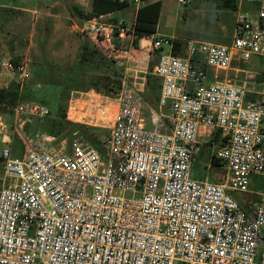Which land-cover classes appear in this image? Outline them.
<instances>
[{
  "label": "built area",
  "instance_id": "obj_1",
  "mask_svg": "<svg viewBox=\"0 0 264 264\" xmlns=\"http://www.w3.org/2000/svg\"><path fill=\"white\" fill-rule=\"evenodd\" d=\"M245 1L257 13L239 16L228 44L188 40L179 55L172 39L152 40V50L169 46L153 69L165 121L146 126L145 78H123L111 94L118 108L101 139L104 156L85 139L64 151L39 134L22 158L3 151L0 264H264V190L250 188L252 177H264V75L251 88L207 75L235 60L264 58V0ZM81 32L112 59L138 39L134 23L101 15ZM0 67L17 73L19 83L31 77L28 57L4 58ZM13 110L49 113L26 98ZM216 132L222 144L210 158L224 165L223 181L195 178L200 138L210 141ZM232 191L249 198L241 203Z\"/></svg>",
  "mask_w": 264,
  "mask_h": 264
},
{
  "label": "rangeland",
  "instance_id": "obj_2",
  "mask_svg": "<svg viewBox=\"0 0 264 264\" xmlns=\"http://www.w3.org/2000/svg\"><path fill=\"white\" fill-rule=\"evenodd\" d=\"M0 1L20 3V0ZM21 2L22 5H27L36 12L26 14V12L20 9H17L15 12H7L3 8H0V25L6 26L4 30L5 34H8L10 31L17 33L14 36L19 41L20 57L22 59L23 57L29 58L31 77L20 83L24 95L27 96L26 99L35 100L46 106L49 113L44 117L29 116L27 114L17 115L12 107H0V155L5 149H10L11 151L10 145L2 141V136L5 133L14 134L16 137L18 134H22L21 136L23 137L20 139L22 143L29 138L38 137L36 136L37 134L40 135L37 139H44L43 137H47L44 134L45 132L54 133L55 138L47 140L46 143L51 148L63 149L64 151L69 150L71 143L75 139H85V141L91 143L85 138L86 135L99 139L101 142V139L107 136L115 119L114 113L117 101L112 98L111 94L113 90L111 91L110 89L112 87L115 89L116 83L108 82V86L105 87L101 83L102 81H97V75H102L104 69H98L95 66L86 64L83 66V69L88 70V73L83 72L82 74H78L72 80H66L65 83L67 82L69 86H80L83 89L93 88L94 92L88 95L79 92L67 95V85L65 86L66 88L64 87L65 91L63 92L60 86V44L62 45V39L69 40L72 44L80 38L81 46L84 43H89L80 29H72L73 22L79 21L82 17L72 11L69 6L65 9L67 0H21ZM52 4L56 7L54 12L58 14L54 17L49 15L53 11ZM129 11L130 8H123L118 10L116 15L124 17L126 21L130 22ZM4 58L13 60L11 55H6L3 50H0V63ZM1 72L2 69L0 67ZM15 74L18 80L13 81L19 83L20 76L17 73ZM54 75L58 81L48 78L49 76L53 78ZM207 75L208 80H228L232 83L243 84L247 88H251V85H257L260 77L264 75V58L253 57L247 62L235 60L229 69L219 71L208 69ZM5 82L7 80L0 78V85L3 86ZM144 83L143 98L145 100V110L149 112L150 109H155L158 105L160 79L150 72L145 76ZM70 98L80 99L78 105L80 110L77 109L80 113L78 114L72 109L70 116L80 119L81 122L79 123L84 125L83 128L77 127L65 118ZM60 105L63 108L62 111L60 110ZM165 112L168 113L167 108H165ZM24 120L26 121L25 124L20 125ZM221 144L219 141L214 142L215 146H220ZM212 149L208 144L201 149L199 159L191 167L192 176L205 171L203 161L207 164L212 162L210 158ZM1 161H3L2 158H0ZM212 164L210 163L209 170L206 171L208 178L213 182H222L225 175L224 165L214 161ZM3 166L4 164L0 163V176L5 178ZM250 188L252 190H264V177H252ZM231 194L241 203L249 198V194L244 192L232 191Z\"/></svg>",
  "mask_w": 264,
  "mask_h": 264
},
{
  "label": "crops",
  "instance_id": "obj_3",
  "mask_svg": "<svg viewBox=\"0 0 264 264\" xmlns=\"http://www.w3.org/2000/svg\"><path fill=\"white\" fill-rule=\"evenodd\" d=\"M66 3L67 4L65 5V9H67V6H69L75 13L76 7L84 11V13L90 12L92 9L91 0H67ZM152 5L158 6L156 10L155 31L148 34L143 33L138 36L137 44L135 46H129L128 50L122 52L121 55L115 58L116 63L123 69V77L129 82L134 81L136 83H141L142 79L145 78L148 73H153L154 66L158 61L160 53L169 51V46L166 44H163L161 46V49L152 50L151 42L154 38L164 37L170 38L173 41L178 40L180 42V46L178 47L176 54L179 55H182V53H184V45L188 40L194 41L195 43L207 41L218 44H228L234 33L239 16L245 15L248 17H254L257 13V5L245 0H190L186 5H181L180 3H178V0H142L139 5H127L123 7L130 8V11L128 12L130 15V22L126 21L124 17H119L116 15L117 11L123 8L106 12L100 15L102 16V18L108 21L123 20L127 23H135L138 9L142 6H148L143 15H147L146 17H149L148 12L155 10L149 9ZM0 6L11 7L16 10L20 9L23 12H26V14L36 12L33 8L27 5H22L21 0L20 3H15L12 1H0ZM54 6L55 5L52 4L53 11L49 13V15L53 17L58 15L57 12H54V10H56V7ZM152 15H154V13ZM90 19L92 18H80L79 21L73 22L72 29L81 30L82 27L86 26L89 23ZM5 27L3 25H0V50H3L6 55H11V58H13L15 62L21 61L22 58L20 57L19 41L14 36L17 35V33H15L14 31H10L8 34H5ZM80 51V38H78L76 42L72 44L69 40L62 39V45L60 44L61 87H64V83L66 80L72 79L74 76L82 74L83 72L88 73V70H84L83 66L86 64H91L79 62ZM0 78L7 80V82H5L3 86L0 85V87H8L13 82V80H18V77L15 73L4 70H2V72L0 73ZM48 78L53 81H58L55 75L53 78L51 76H49ZM66 92L67 95H72V93L74 92L88 95L94 92V90L93 88L83 89L80 88V86H68ZM79 103L80 99L70 98L69 106L66 112L67 116L65 117L66 120L73 123L81 122L80 119L70 116L72 109H74V111L78 114L80 113V111H78L80 110V108L78 107ZM117 108L118 105L116 104V110L114 113L115 116L117 113ZM166 114L167 113L165 112V108L160 109L159 104L155 109H150L149 112H146L144 100L142 115L147 127L152 126L153 123L157 120L160 122L165 121ZM25 122L26 121L21 122L20 125H24ZM44 134L50 140L52 138H55L54 133L45 132ZM21 135L22 134H18V136L16 137L14 136V134L10 135L8 133H5L2 136V141L10 145L12 155L16 158H22L29 149V141L27 140L22 143L20 139L23 136ZM200 142L201 147L199 153L201 152V149L206 146V144L211 147H213L214 145L213 137L212 139H210V141H207L205 137H201ZM2 153L0 155V158H2ZM199 153L197 155L196 161L199 159ZM196 161L194 163H196ZM0 163H3V161H1ZM203 163L205 171L199 172L198 174H196V176L193 177H205V175L207 174L206 171L209 170L210 163L207 164L204 161ZM6 182L7 180L4 177L0 176V187L6 184Z\"/></svg>",
  "mask_w": 264,
  "mask_h": 264
},
{
  "label": "trees",
  "instance_id": "obj_4",
  "mask_svg": "<svg viewBox=\"0 0 264 264\" xmlns=\"http://www.w3.org/2000/svg\"><path fill=\"white\" fill-rule=\"evenodd\" d=\"M92 2V9L90 12L84 13V11H82L81 9L77 8L75 9L76 13L81 16V17H85V18H93L96 17L100 14L106 13V12H110L116 9H120L123 8L125 6H127L128 4L125 2H120L118 0H91ZM142 2V0H141ZM153 7V8H151ZM157 5H152L150 6L149 9H155L154 11H150L149 13V17H146L147 15H143L146 11V9L148 8V6H142L138 9L137 11V16H136V20L134 23V29L136 31L137 36H140L141 34H148L151 32L155 31V24H156V10H157ZM3 8V10L7 11V12H15L16 9L11 8V7H1ZM154 13V15H152ZM89 43H84L81 46V51H80V55H79V62L80 63H88L91 64L92 66H95L96 68H103L104 69V73H105V69H106V73H102V75L98 76L97 75V81H102L101 83H103L106 86H108V82L111 83H116V87L115 89L112 87L110 90L114 93L117 92L118 88L121 85V81H122V77H123V69L116 63L115 59L112 58H108L105 55H103L99 50H97L96 48H94V46L90 43V41H88ZM180 46V42L178 40H174L173 41V47H172V51L174 53H177V49ZM233 65V64H232ZM122 75V77H121ZM113 77V78H112ZM68 80H72V79H68ZM116 80V81H115ZM260 80V79H259ZM51 82V81H49ZM51 83H56V82H51ZM97 83V82H96ZM68 83H64V87L67 85ZM69 85H67L68 88ZM71 86V85H70ZM76 86V85H73ZM62 87V92L65 91V88ZM67 91V90H66ZM27 96L24 95L22 89H21V85L18 82L13 81L8 87H0V107H14L15 104L17 103V101L19 99H23L26 98ZM60 110L62 111L63 108L60 105ZM70 122V121H68ZM73 123V122H71ZM74 125H76L79 128H83V124L82 123H74ZM85 136V135H84ZM85 138H87L93 146H95L100 153L102 154V156L105 155V149L103 148V146L101 145V142L99 141V139H94L91 138L89 136H85ZM215 141H219V134L216 132V134L213 136V142ZM212 145V143H211ZM212 162H219L217 159L211 158ZM212 162H210L212 164ZM213 165V164H212Z\"/></svg>",
  "mask_w": 264,
  "mask_h": 264
}]
</instances>
